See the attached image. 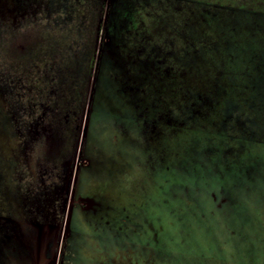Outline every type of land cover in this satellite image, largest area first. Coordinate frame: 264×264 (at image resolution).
<instances>
[{"label":"rangeland","instance_id":"1","mask_svg":"<svg viewBox=\"0 0 264 264\" xmlns=\"http://www.w3.org/2000/svg\"><path fill=\"white\" fill-rule=\"evenodd\" d=\"M141 1L147 2V0ZM162 2L157 6L164 9V0ZM195 2L200 5H196ZM208 3L212 7L206 6ZM100 4L101 0H0V264L7 263L8 258L14 253L10 245L4 246L1 243L6 234L3 229H11V235L16 240H19L18 232L22 226L29 232L33 231L35 236L37 235L35 227L26 225L24 221L20 222L23 220H20L21 217L32 216L27 213L31 207L18 208L16 215H13L14 218L9 219L8 215L12 214L13 207H8L11 202L6 199L12 198L21 205L22 202L32 201L37 192L42 194L39 198L43 200L46 197L45 194L56 187L66 186L68 174L62 164L68 160L74 147L78 151L82 141L83 123H81L80 131L76 127L79 126L81 116L83 120L88 104V91L92 87L86 84L88 77L92 82L96 55V51H93V32L98 17H101ZM214 6L233 10L243 8L264 13V0H231L229 2L226 0H182L179 5L174 3L172 8L174 12L180 10L181 17L193 32L195 44L198 33H203L200 30L201 25L207 21L210 22V27L216 28L215 31H226L225 34L220 35L224 39H235L239 35V40H242L245 38L244 32H247V29L252 33L257 30L264 44V19L260 23L258 18L252 19L247 26L242 22V15L233 17L231 11L227 13V10H220L224 13L221 15ZM66 17L70 19L69 22L65 21ZM249 39L257 43L255 35L249 36ZM216 40L218 41L217 49L225 55L226 41L220 38ZM198 48L197 45L196 49ZM194 55L200 63H208L207 59L210 55L203 50L197 51ZM223 55H220L216 63L223 66L227 77L237 78L241 69L237 65L228 63ZM253 67L254 64L250 65L249 69ZM260 69L256 68L252 72L257 74ZM157 72L156 69L152 71L155 78H152L153 75L150 77L154 83V89L151 91L160 98L165 87L161 83L162 76H157ZM162 74L164 75L163 72ZM194 78L198 83L203 79V75L197 72ZM106 80L111 88L103 87L99 93L95 115L91 122L92 131L88 152L91 156L102 157L104 161L116 159L121 153L125 160L123 164L118 165H122L124 170L117 169L118 165H116L117 173L113 174L106 163L101 170L98 167L85 175L83 190L85 193L96 195L108 207H112L109 214L117 223L123 222V213L135 218L142 217L146 213L153 220L163 222L165 224L163 231H166L161 237L162 245L173 253L168 255L166 249L160 248L159 244L155 251L149 247L143 250L126 245L119 249L114 242L105 245L107 238L91 239L93 244H96L97 248L95 246L94 248L91 244H87L82 227L80 228L81 237H76L72 243V264H212V262L262 264L263 252L253 248L247 237L259 230L258 222H256L258 216L254 215L256 209L264 204V182L256 180L245 193L236 190L238 203L231 217L210 214L213 206L205 194L197 200L195 194H198V190L186 196L189 201L195 199L196 204L178 199V194H182L180 183L185 181L190 184L192 179L200 178L207 173L204 169L214 165L219 169L224 168V159L218 154H212L210 158H207L204 154L207 147L212 146L226 151L227 146L236 147V143L227 140L226 137L199 129L198 126L173 135L167 133L162 150L165 156L163 160L173 167L171 174L163 173L159 169L162 162L156 164L158 170L154 172V175L138 170L131 165V162L134 157L140 155L129 143L121 138L115 144L110 141L116 135L112 130L113 124H116L118 119L115 115L120 116L119 124L122 123L121 119L128 124L132 123L130 110L120 99L114 97L117 93L114 96L112 94L118 89H129L126 87L128 85L126 74L124 70L118 69L115 75L112 72L110 76L107 75ZM220 82L219 86L226 89V79L221 76ZM145 86L140 88V96L147 92L144 89ZM189 90L191 93L195 92L192 89ZM138 91L133 86L129 94L138 93ZM229 102L235 104L233 100H229L224 105H228ZM161 103H156V106L162 107L163 103ZM236 105L238 106L235 104L233 108ZM166 107L167 112L171 113L170 117H174L169 111L170 106ZM244 112L242 109L233 110L231 115L234 118L237 117L240 124L246 117ZM253 114L249 119L256 123L253 124L251 132H257L256 139L264 140V128L261 127L262 125L259 126L264 123V120L261 119L258 122ZM35 119L40 120L42 126L61 123L64 119H67V123H64L66 125L61 131H44L40 127L36 129L32 127ZM47 128L51 129L50 126ZM238 128L242 129L240 125ZM118 133L120 135L123 131ZM246 133L248 134L245 135H250V130ZM126 135L127 133H123L120 137L127 138ZM46 137L48 140L44 145L45 151L39 154L36 151L37 145L40 144L38 141ZM51 144H54V148L56 147L53 152H49ZM241 144L242 142H238V145ZM243 144L248 152L238 157L242 163L253 160L264 163V146ZM38 157L41 158L39 162ZM34 165L36 166L33 167ZM39 175L42 183L38 181ZM164 175L172 176L173 181L169 180L165 183ZM213 175L208 173L207 177L217 182L222 181L227 186L235 178L234 173L229 170L222 175L223 180ZM163 183H165L164 189H161ZM212 184L211 187L214 186V182ZM47 211L49 212L50 209ZM36 216L42 218L40 215ZM227 225L239 230L241 239L229 237L222 230ZM62 226H64V220ZM160 231L163 232L162 228ZM84 232L88 233L87 229H84ZM244 239L247 240L245 244L242 241ZM94 250H97L98 254L94 253ZM249 254L252 255V259L245 258ZM41 262L44 261L41 260ZM56 262L63 264L62 261Z\"/></svg>","mask_w":264,"mask_h":264},{"label":"flooded vegetation","instance_id":"2","mask_svg":"<svg viewBox=\"0 0 264 264\" xmlns=\"http://www.w3.org/2000/svg\"><path fill=\"white\" fill-rule=\"evenodd\" d=\"M181 2L182 0H164L165 8L162 9L157 6L163 3L162 0H147L146 3L141 0H101V17H98L93 32V51H96V55L92 82L88 77L86 84V86L91 85L92 87L88 91V104L83 120L81 116L79 126L76 127L80 131L81 123H83L81 131L85 130V135L82 134L78 151L74 147L68 160L62 164L68 174L66 176V186L56 187L50 193L45 194L46 197L43 200L39 198V195L42 194L37 192L32 201L28 203L21 201V205L17 204L12 198L6 199V201L14 203V205H11V203L8 205L10 208L13 207L12 214L8 215L9 219L14 218L13 215H16L18 208L31 207L27 210V213L32 216L27 218L20 216V220L23 219L20 222L24 221L26 225L32 228L43 226L47 232H51L53 227L57 229L56 246L51 248L49 256L56 264V261L58 263L62 261L65 264L64 261L68 252H72L69 243L76 237H81L80 228L82 227L87 244L89 243L93 247H96V244L92 242L93 238H107L105 245L114 242L117 243L119 249L126 245L142 249L149 247V249L155 251L158 244L163 250L166 249L163 248L161 240L166 231H163V228L165 229L163 222L153 220L146 213L138 218L123 213V222L117 223L111 219L109 214L112 207H108L96 195L85 193L83 190L85 175L88 172L94 171L98 167L101 170L107 163L109 166H106L110 168L109 171L115 174L117 173L115 166L123 164V160H125L121 153L116 159L104 161L102 157L91 156L88 152L92 131L91 122L95 115L99 93L103 87L105 89L111 88L106 76H110L111 72L115 75L118 69L124 70L128 81L126 87L129 89H118L117 92L112 94L114 96L117 93V96L114 97L120 99L130 110L132 123L128 124L121 119L122 123L119 124L120 116L115 115L119 120L117 119L116 124H113L112 130L116 135L110 141L115 144L118 143L120 138L124 139L140 155L134 157L131 162L134 168L154 175V172L158 170L156 164L162 162L159 169L163 173L171 174L173 171L172 165L163 160L165 156L163 155L162 146L165 135L167 133L173 135L182 130L193 129L198 126L199 129L220 137H226L227 140L235 142L237 146H227L226 151L212 146L207 147L204 152L207 158H210L212 154H218L219 157L224 159V168L219 169L216 165L209 167L211 169L205 167L206 169H203L207 173L204 176L192 179L190 184L185 181L180 183L182 194H178L179 200L196 204L195 199L189 201L186 196L193 194L194 190H198V194H195L198 198L196 199L199 200L205 194V197H208L212 204L210 214L231 217L238 203L236 190L245 193L256 180L264 182L263 162L262 164L259 160H253L242 163L238 159V157L248 152L243 143L264 146V140L255 138L258 137L257 132H251V128L256 122L249 119L250 115L254 113V119L258 122L261 119L264 120V44L261 42L262 39L258 36L257 30L252 33L249 29H247L248 33L244 32L245 38L242 40H239V35L235 39H224L220 35L225 34L226 31H220L222 33L215 31L216 28L210 27V22L207 21L201 25L202 29L200 28V30L203 33H198L195 44L193 42V32L190 31L187 23L181 17L179 8L177 12H174L172 8L174 3L179 5ZM220 10L226 11L223 7H220ZM219 13L224 14L223 12ZM227 13L229 12L227 11ZM231 15L234 17L233 11H231ZM255 18H258V23H260L264 19V13L243 9L242 22L245 25L249 26L252 19ZM65 21L69 22L70 19L66 17ZM253 35L256 36L257 43H253L249 39V36ZM216 38L226 41L224 43L225 49H227L224 52L225 55L217 49L218 41ZM197 45L198 49H196ZM199 50H203L204 53L210 56L212 54V57L209 56L207 59L208 63L198 61L194 53ZM220 55H223L228 63L237 65L241 69L237 78L227 77L224 68H222L223 66H219L218 62L216 63ZM253 64L254 67L249 69V66ZM256 68H261L257 74L252 72ZM155 69L158 71L156 75L162 76L161 83L165 87L160 98H157V94L151 91V89H154V83L150 77ZM197 72L203 75V79L198 83L194 78ZM221 76L226 79V89L219 86ZM152 78H155V75ZM133 86L139 91L138 93L129 94V90H132ZM143 86H145L144 89L147 92L140 96V88ZM189 89L195 92L191 93ZM229 100H233L238 106L236 105L233 108L235 104L230 102L228 105H224ZM156 103H161L162 107H157ZM166 106H170L169 111L172 112L174 117H170L171 113L167 112L168 108ZM238 109L246 112H244L246 117L244 116L245 119L240 124L238 123L239 119L231 115L233 110ZM37 120L35 119L32 127L34 129L40 127L44 131H61L67 121V119H64V122L61 123L57 122L53 125L45 124L42 126L40 120ZM239 125L242 127L241 130L238 128ZM260 125L264 128V123ZM49 126L51 129L47 128ZM249 130L250 135H245L248 134L246 132ZM118 131L127 133V138L120 137L123 133L119 135ZM36 134L40 136L38 133ZM47 140L48 137L38 141L42 145H37V153L40 154V152L45 151L44 145ZM238 142H242L243 145H238ZM55 148L54 144H51L49 152H53ZM231 158L234 159L230 160ZM39 161H41L40 157H38ZM118 168L124 170L122 165H118ZM228 170L235 175L234 180L228 186L222 181L217 182L207 177L208 173H213V177L216 175V177L223 180L222 175L227 173ZM38 178V181L42 183L40 175ZM58 178H61L60 175ZM167 178L169 179L167 180ZM163 180L165 183L169 180L173 181L170 175L168 177L164 175ZM212 182H214L213 187H211ZM165 183L162 184L161 189H164ZM36 187L39 188L37 185ZM204 189L206 191H203ZM47 209H50V211L48 212ZM68 211L71 212L70 224L69 231L65 233L64 227ZM3 212L7 211L3 210ZM36 215H40L42 218H37ZM254 216H258L256 222H258L259 230L251 233V236L247 239L253 248H258L264 255V204L256 209ZM63 220L64 226H62ZM5 223L8 225L6 220ZM159 223L161 224L159 225ZM8 226L10 227V225ZM84 229H87L88 233H85ZM3 230L6 234L1 241L2 245H10L14 249L12 259L16 257L18 264H20L19 260L25 246H22L11 235V229L8 228L7 230L6 228ZM222 230L231 238L241 239L240 231L232 226L227 225ZM242 241L245 244L247 240ZM166 252L168 255L173 253L170 249H166ZM251 256L249 254L245 258L252 259ZM6 258L8 257L6 256ZM10 262L16 263V261L8 258L7 263ZM212 264H216V262H212Z\"/></svg>","mask_w":264,"mask_h":264},{"label":"water","instance_id":"3","mask_svg":"<svg viewBox=\"0 0 264 264\" xmlns=\"http://www.w3.org/2000/svg\"><path fill=\"white\" fill-rule=\"evenodd\" d=\"M84 135L85 130L83 131V136ZM70 213L71 212L68 211L67 221L64 227L65 233L69 231ZM36 229V236L33 231L29 232L24 226L19 229L18 241L22 244V246H25L19 260L20 264H56L54 260H50L52 257L49 259L47 255L50 256L51 248L56 246L57 229L53 227L51 230L52 232H47L43 226H36ZM12 257H9V259L16 261L15 264H18L16 257L15 259H12ZM41 260L44 262H41ZM9 264L14 263L10 262Z\"/></svg>","mask_w":264,"mask_h":264},{"label":"trees","instance_id":"4","mask_svg":"<svg viewBox=\"0 0 264 264\" xmlns=\"http://www.w3.org/2000/svg\"><path fill=\"white\" fill-rule=\"evenodd\" d=\"M226 1H231V0H226ZM203 2V1H202ZM205 2V1H204ZM195 4L196 5H200L199 3H196L195 2ZM206 6H211L212 7V5H210V3H208V4H206ZM216 10H217V12H220V7L218 6L217 8H216ZM225 10H227V11H233V13H234V15H242V13H243V8L242 9H236V10H233V9H229V8H225ZM215 13H216V11H215ZM73 241L71 242V243H69V246L71 247V249H72V247H73ZM94 253H97L98 254V252H97V250H94ZM71 254H72V252L70 253V252H68V254H67V258H65V264H72V256H71Z\"/></svg>","mask_w":264,"mask_h":264}]
</instances>
